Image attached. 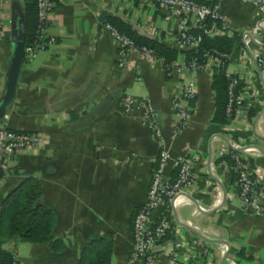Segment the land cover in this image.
I'll list each match as a JSON object with an SVG mask.
<instances>
[{
	"label": "crops",
	"instance_id": "0c3cea01",
	"mask_svg": "<svg viewBox=\"0 0 264 264\" xmlns=\"http://www.w3.org/2000/svg\"><path fill=\"white\" fill-rule=\"evenodd\" d=\"M196 1L224 18L207 36L239 37L222 70L238 79L240 103L225 112L224 122L214 121L212 80L220 69L187 71L182 80L168 74L160 57L133 52L120 66L104 26L117 19L174 49L181 61L189 49L176 42L179 17L144 0H54L47 28L52 42L23 58L6 111L9 127L37 133L41 141L17 153L0 173V209L22 181H39L52 213L51 235L34 242L1 228L2 250L14 251L22 264H126L133 214L164 150V172L171 179L178 157L196 154L203 161L188 200L168 211L170 229L152 248L156 264H264V213L243 207L236 173L218 165L220 155L230 160L231 153L240 154L264 199V4L260 9L255 0ZM23 8L24 0H0V98L13 44L12 11L23 14ZM192 80L196 95L188 119L179 124L172 98ZM125 95L149 99L160 138L142 123L144 108L123 109L119 99Z\"/></svg>",
	"mask_w": 264,
	"mask_h": 264
},
{
	"label": "built area",
	"instance_id": "2783aa9c",
	"mask_svg": "<svg viewBox=\"0 0 264 264\" xmlns=\"http://www.w3.org/2000/svg\"><path fill=\"white\" fill-rule=\"evenodd\" d=\"M36 6V27L34 40L31 44L24 46V59L30 60L36 52L51 44L52 38L49 36L48 18L54 7V0H34ZM158 4L165 8L170 15L180 19L181 27L176 35V42L180 47L193 49L197 47L202 35L217 32V23L223 22L224 18L209 5L196 0H144ZM255 3L262 9L264 0H255ZM210 20L211 23H207ZM105 28L110 32L117 47V57L119 65L124 66L129 53H137L146 58H157L153 48L143 44H138L129 35L120 32L111 23L105 22ZM195 29L198 33L191 32ZM2 31H0V39ZM162 59V58H161ZM228 59V54L219 50H206L202 60L193 57L190 60L185 58L181 61L173 60L169 63L163 61L168 74H177L182 80L187 71H199L211 69H223ZM163 60V59H162ZM264 66V61L260 60ZM227 85V104L225 112L230 115L233 107L240 103V97L236 90L238 79L230 77ZM195 82L187 81L183 83L182 90L172 98V105L178 113L182 124L190 114L189 101L195 98ZM120 104L125 111L135 107L145 109L142 123L150 127L157 137H161V132L157 120V111L148 98L136 96H121ZM7 114L0 121V171L17 153L33 149L40 144L41 138L37 133L17 130L7 124ZM224 155V154H223ZM220 155L218 165L228 168L236 173V186L238 197L243 207L248 211L264 213L263 193L259 189V180L248 168L244 158L237 153L230 154V163ZM168 158L166 151H161L158 156L156 167L150 176V181L146 191V196L140 206L135 210L132 218L131 249L127 257L126 264H138L144 261L145 264H156V258L152 251L153 246H158L159 240L166 235L171 226L168 211L179 201H187L188 193L196 180V169L203 161L196 154L182 155L176 161L177 174L174 178L168 177L164 172V167ZM178 242L174 243L178 246ZM171 258L175 251H169ZM174 259V258H173ZM10 264H22L16 253L11 252Z\"/></svg>",
	"mask_w": 264,
	"mask_h": 264
},
{
	"label": "trees",
	"instance_id": "16d2710c",
	"mask_svg": "<svg viewBox=\"0 0 264 264\" xmlns=\"http://www.w3.org/2000/svg\"><path fill=\"white\" fill-rule=\"evenodd\" d=\"M23 14L25 17L24 43L25 45H29L34 40L36 27V6L34 0H24ZM108 20L120 32L133 38L136 43L153 48L156 56L162 58L164 62L169 63L176 59L177 52L174 49L135 34L117 19L110 18ZM207 23H211V21L207 20ZM190 31L198 33L195 29H191ZM238 39V36L228 38L226 36L209 37L202 35V40L197 47L185 51V59L190 60L196 57L198 60H202L204 51L212 49L228 53ZM228 81L229 79L222 69L213 76L212 88L215 91V122L225 121ZM232 152L235 151L233 150ZM224 157L229 163L231 162L228 156ZM51 227L52 213L41 197V185L39 181H36L32 177L27 178L5 199L0 209V229L4 228L10 237H20L24 240L42 242L49 239ZM0 260V264H10L11 254L0 248Z\"/></svg>",
	"mask_w": 264,
	"mask_h": 264
},
{
	"label": "water",
	"instance_id": "95a60500",
	"mask_svg": "<svg viewBox=\"0 0 264 264\" xmlns=\"http://www.w3.org/2000/svg\"><path fill=\"white\" fill-rule=\"evenodd\" d=\"M105 16L106 11H101L99 22H102L105 19ZM11 37L13 44L10 62L6 73L5 88L0 98V121L13 102L15 88L24 58L25 18L19 9H13L12 11ZM255 66L257 70H259L256 63Z\"/></svg>",
	"mask_w": 264,
	"mask_h": 264
}]
</instances>
